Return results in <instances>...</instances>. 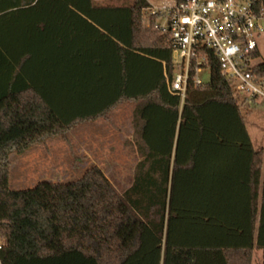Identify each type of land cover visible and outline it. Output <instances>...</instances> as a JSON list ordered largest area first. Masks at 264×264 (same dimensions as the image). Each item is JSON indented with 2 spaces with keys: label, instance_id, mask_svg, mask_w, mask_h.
<instances>
[{
  "label": "trees",
  "instance_id": "16d2710c",
  "mask_svg": "<svg viewBox=\"0 0 264 264\" xmlns=\"http://www.w3.org/2000/svg\"><path fill=\"white\" fill-rule=\"evenodd\" d=\"M150 7L0 0V264H253L256 248L264 264V148L253 147L241 96L210 54V81L182 105L167 85L170 35L159 17L143 25ZM251 71L264 82V62ZM86 97L101 107L81 114ZM126 103L140 160L124 192L96 166L68 183L10 187L12 152Z\"/></svg>",
  "mask_w": 264,
  "mask_h": 264
},
{
  "label": "built area",
  "instance_id": "2783aa9c",
  "mask_svg": "<svg viewBox=\"0 0 264 264\" xmlns=\"http://www.w3.org/2000/svg\"><path fill=\"white\" fill-rule=\"evenodd\" d=\"M258 0H185L152 6L150 18L159 17L155 28L169 33L173 46V75L167 77L169 92L183 105L190 86H199V76L211 70L210 54L219 61L221 72L246 101L264 98V82L252 75L258 51L257 39L264 38V9ZM160 19L165 24L159 22ZM211 51V52H210Z\"/></svg>",
  "mask_w": 264,
  "mask_h": 264
},
{
  "label": "rangeland",
  "instance_id": "374dc122",
  "mask_svg": "<svg viewBox=\"0 0 264 264\" xmlns=\"http://www.w3.org/2000/svg\"><path fill=\"white\" fill-rule=\"evenodd\" d=\"M147 1L155 7L172 2ZM159 22L165 24L163 19ZM257 44L260 57L253 62V66L264 62V38L259 37ZM199 80L201 83H208L210 71H203ZM245 99V96H241L239 104L250 140L255 150L259 151L264 148V98L255 101ZM135 109L136 104H124L111 114L106 124L84 126L86 129L89 128L87 133L93 139V148L79 146L76 136L80 127H77L65 138L47 140L23 153L12 152L10 187L13 190H26L43 181L68 183L79 179L87 169L98 165L117 191L124 192L131 185L134 169L140 160L135 144L137 139L133 121Z\"/></svg>",
  "mask_w": 264,
  "mask_h": 264
},
{
  "label": "crops",
  "instance_id": "0c3cea01",
  "mask_svg": "<svg viewBox=\"0 0 264 264\" xmlns=\"http://www.w3.org/2000/svg\"><path fill=\"white\" fill-rule=\"evenodd\" d=\"M65 87H68V86L65 85ZM86 99H87V101H86ZM82 100H83V102H80L79 105H78V108H77L80 111L81 114H83V113L88 114V113H90V111L99 109V107H101L98 103L95 104L92 101V99H90L88 97H86V98H84ZM126 104L131 105L130 103H126ZM120 107H122V105ZM120 107H118L117 109H119ZM116 110L111 112L108 115V117H101V118H98V119H95V120H89V121L80 122L77 126H75V129L77 127H80V129L78 130L77 136H76V141L78 142L79 146H82V147L87 146L88 148H90V146H91L93 148V146H92L93 139L87 133V131H89V128L86 129L84 126L96 125V124H102V123L106 124L109 121V117L111 116V114L116 112ZM95 166L98 167V165H95ZM98 168H100V167H98ZM242 199H245V197L242 196ZM242 199H241V202L243 201ZM256 199H260V198L256 197ZM260 208H261V203H259V200H258V204L256 206V209H257L256 210V228H257L256 229V237L257 238H258V235H259L260 220L262 219V212L260 214ZM262 236H264V233H263ZM257 238H256V240H257ZM262 263H263V250H261L259 248H256L255 252H254L253 264H262Z\"/></svg>",
  "mask_w": 264,
  "mask_h": 264
}]
</instances>
